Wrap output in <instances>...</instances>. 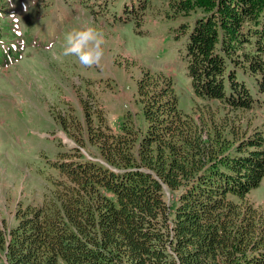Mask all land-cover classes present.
Listing matches in <instances>:
<instances>
[{
    "label": "trees",
    "instance_id": "16d2710c",
    "mask_svg": "<svg viewBox=\"0 0 264 264\" xmlns=\"http://www.w3.org/2000/svg\"><path fill=\"white\" fill-rule=\"evenodd\" d=\"M83 4L138 27L159 12L154 0ZM164 12L182 18L189 111L173 75L146 70L140 110L118 129L87 101L82 118L54 114L76 146L48 159L43 200L19 202L0 228V264H264V211L250 196L264 124L249 115L264 111V0H168Z\"/></svg>",
    "mask_w": 264,
    "mask_h": 264
},
{
    "label": "rangeland",
    "instance_id": "374dc122",
    "mask_svg": "<svg viewBox=\"0 0 264 264\" xmlns=\"http://www.w3.org/2000/svg\"><path fill=\"white\" fill-rule=\"evenodd\" d=\"M4 1L0 22V58H4L0 59V228L16 224L19 202L43 200L51 187L48 177L55 174L48 159L76 146L54 114L73 113L82 118L87 101L95 120L101 110L109 125L118 129L126 111L140 110L137 80L146 70L173 75L179 106L187 112L191 106L187 64L181 56L184 41L175 38L182 18L166 17L168 0H154L159 12L149 13L139 27L133 20L96 19L84 7L85 0ZM88 26L103 37V57L91 67L64 54L67 34ZM249 115L254 123L264 124L263 110ZM250 196L264 211V178Z\"/></svg>",
    "mask_w": 264,
    "mask_h": 264
},
{
    "label": "clouds",
    "instance_id": "9594fccd",
    "mask_svg": "<svg viewBox=\"0 0 264 264\" xmlns=\"http://www.w3.org/2000/svg\"><path fill=\"white\" fill-rule=\"evenodd\" d=\"M103 37L93 27L73 30L66 36L65 55H74L79 62L91 67L100 62L103 57Z\"/></svg>",
    "mask_w": 264,
    "mask_h": 264
}]
</instances>
